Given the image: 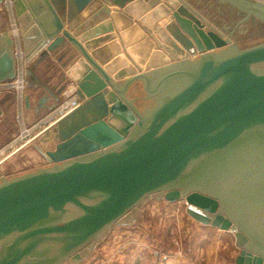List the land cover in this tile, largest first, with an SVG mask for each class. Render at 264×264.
Returning <instances> with one entry per match:
<instances>
[{"label":"water","instance_id":"obj_1","mask_svg":"<svg viewBox=\"0 0 264 264\" xmlns=\"http://www.w3.org/2000/svg\"><path fill=\"white\" fill-rule=\"evenodd\" d=\"M14 1L30 82L65 61L39 110L69 82L81 104L37 138L49 164L0 175V264H80L163 198L232 232L236 264H264V0Z\"/></svg>","mask_w":264,"mask_h":264},{"label":"crops","instance_id":"obj_2","mask_svg":"<svg viewBox=\"0 0 264 264\" xmlns=\"http://www.w3.org/2000/svg\"><path fill=\"white\" fill-rule=\"evenodd\" d=\"M185 2L188 3V1ZM0 9H2L1 5ZM109 9L114 10L115 7L110 6ZM114 27L117 31L115 23ZM6 32H9V24L0 17V34ZM5 49V41L0 40V57ZM124 52H126L125 48ZM58 59V56L51 55L48 60L43 61L41 64H37V77L47 84L48 89L44 88L41 82H30L29 80L25 93V98L28 97L30 99V107L27 106L26 102L25 118L27 124H31L40 118L45 112L57 105L67 94L76 91V84L69 82L63 93L59 96L58 101H54V99L51 98L44 103L43 108L39 110L40 97L43 95L50 97L48 90L51 89L56 91L64 83L65 70L63 69V64L65 61L59 62ZM36 60L37 59L31 64H35L37 62ZM65 82L67 83V80H65ZM0 100H2V107L4 108V115L0 118L1 148L19 132L20 127L15 121L17 114L15 93H0ZM27 149L29 150V148H26L25 151H28ZM9 163L10 161L6 162L4 166L10 165ZM23 164H25V162ZM4 166L0 167V173L5 170L4 168L6 167ZM18 168H20V165L12 167V170L16 171ZM145 204L142 205L143 212L145 210ZM174 222L175 225H173L174 228L171 229V233L174 236H178L180 241V243H177L178 246L168 251L162 249H148V252L142 251L141 245L137 244V241H142V238L144 239V233L147 235L145 228L148 224L146 221H136L132 224V241L135 242V246L132 248V264H236L235 259L240 253V250L231 248L230 241L233 236L232 232L219 229L212 225L203 224L199 221ZM165 225L164 221H160L158 228L159 233L163 230V226ZM109 232L110 231L103 235L96 248L103 254V258L97 260V262L101 261L100 264L124 263L125 257L127 258L128 256H125L120 251L117 252L118 245H112V242L110 243V238H108ZM105 240L106 242H104ZM159 245H161V242ZM110 254L114 256L112 260ZM95 259L96 258L91 257L87 259V261L91 262Z\"/></svg>","mask_w":264,"mask_h":264},{"label":"rangeland","instance_id":"obj_3","mask_svg":"<svg viewBox=\"0 0 264 264\" xmlns=\"http://www.w3.org/2000/svg\"><path fill=\"white\" fill-rule=\"evenodd\" d=\"M200 15L205 19V13H202ZM0 17L9 24L8 17L3 9H0ZM206 21H208V23H210V25L213 27L211 18L207 19ZM214 28L219 29V27ZM37 144H39L45 150L53 149L55 146L54 143ZM26 148H29V150L27 149L28 151H25ZM9 161L10 165L4 166V164ZM24 162L25 164H23ZM46 164H49L48 160L35 148V143H33L2 162L0 164V167L4 166L6 168H4L5 170L0 175L2 177H9ZM18 165H20V168L16 170L17 172L13 171L12 167H16ZM187 209L188 204L185 203L184 198H180L173 202L168 201L164 198L159 200L148 199L145 204L144 212L142 210L141 216L137 219V221H146V223L148 224V226L145 228L147 235H145L144 233V239L142 238V241H137V244L141 245L142 251H147L148 249H162L164 251L175 249L176 246H178L177 243H180V241L178 236H174L171 233V229L174 228L173 225H175L174 221H198L188 213ZM160 221H164L166 225L163 226V230H161V232L159 233L158 228ZM109 231L110 232L108 238H110V243L112 242V245H118L117 252L120 251L125 256H128L127 258L125 257V261H123L124 263L120 264H132V248L135 246V242L132 241V224L125 226L115 225ZM104 242H106V240ZM160 242L161 245H159ZM230 242L231 248L240 250L236 246L234 234ZM95 251L96 252L92 253L89 257L85 258L82 261V264L86 263L87 259L91 257L96 258L93 262L103 258V254L101 251H99L98 249H96ZM110 257L112 260L114 257L113 254H110ZM100 262L101 261H99V263ZM65 264H71V262L66 261Z\"/></svg>","mask_w":264,"mask_h":264},{"label":"built area","instance_id":"obj_4","mask_svg":"<svg viewBox=\"0 0 264 264\" xmlns=\"http://www.w3.org/2000/svg\"><path fill=\"white\" fill-rule=\"evenodd\" d=\"M0 5L9 21V33L14 45L12 56L15 66V78L10 81L0 82V93H15L17 104L15 119L20 127L19 132L0 148L1 164L13 154L35 143L42 133L76 110L81 104V99L76 91H73L67 94L57 105L45 112L40 118L31 124H27L25 118V93L29 83V64L27 63V54L23 46L21 26L16 15L15 1L3 0ZM80 264H82V262ZM83 264L100 263L97 261H86V263Z\"/></svg>","mask_w":264,"mask_h":264}]
</instances>
